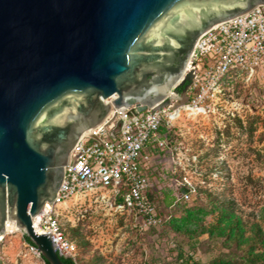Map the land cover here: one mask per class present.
<instances>
[{
    "label": "water",
    "instance_id": "95a60500",
    "mask_svg": "<svg viewBox=\"0 0 264 264\" xmlns=\"http://www.w3.org/2000/svg\"><path fill=\"white\" fill-rule=\"evenodd\" d=\"M264 0H0V237L5 220L66 264L31 217L110 106L141 111L185 73L197 38ZM165 103V102H164Z\"/></svg>",
    "mask_w": 264,
    "mask_h": 264
},
{
    "label": "rangeland",
    "instance_id": "374dc122",
    "mask_svg": "<svg viewBox=\"0 0 264 264\" xmlns=\"http://www.w3.org/2000/svg\"><path fill=\"white\" fill-rule=\"evenodd\" d=\"M224 97L214 113L193 117L179 109L164 146L152 152L147 166L160 221L144 228L128 210L91 193L59 206L76 264H264V83L236 75ZM223 199L240 217L236 240L220 236ZM0 251V264H44L19 231L1 238Z\"/></svg>",
    "mask_w": 264,
    "mask_h": 264
},
{
    "label": "built area",
    "instance_id": "2783aa9c",
    "mask_svg": "<svg viewBox=\"0 0 264 264\" xmlns=\"http://www.w3.org/2000/svg\"><path fill=\"white\" fill-rule=\"evenodd\" d=\"M185 73H190V79L184 91H178L179 85H175L161 101L141 111L135 104L110 106L99 124L80 135L69 153L55 198L45 202L36 214V227L32 223L37 233L52 232L60 256L75 263V245L64 236L58 222L59 206L73 195L103 196L116 210L132 213L144 228L160 221L147 166L152 152L164 146L167 138L160 128L165 127L169 133L177 120L172 116L184 107L197 111V115L221 109L226 84L236 75L247 84L254 80L264 83V2L202 33ZM183 180L190 184L186 177ZM192 190L190 186L181 198L188 199ZM9 221L5 220V230ZM27 247L40 255L34 245L27 243Z\"/></svg>",
    "mask_w": 264,
    "mask_h": 264
},
{
    "label": "trees",
    "instance_id": "16d2710c",
    "mask_svg": "<svg viewBox=\"0 0 264 264\" xmlns=\"http://www.w3.org/2000/svg\"><path fill=\"white\" fill-rule=\"evenodd\" d=\"M160 133L161 135L166 134V136L168 137V134L165 127H161L160 128ZM187 190V189H185ZM151 196V194H150ZM183 200H187V199H183ZM218 210L220 215L225 218V222L224 224L220 227V230L223 235L220 236H228V237H233L235 240L238 236H240L239 232H240V217L238 216L236 210L233 208L232 203L229 202L226 199L221 200L219 203ZM156 206V205H155ZM25 242L30 243L29 240L23 236ZM43 259V257H41ZM61 260L63 262H65L66 264H75L70 258L68 257H63L60 256ZM260 260L264 263V253H262L259 256ZM44 264H49L45 259H43Z\"/></svg>",
    "mask_w": 264,
    "mask_h": 264
},
{
    "label": "bare ground",
    "instance_id": "6f19581e",
    "mask_svg": "<svg viewBox=\"0 0 264 264\" xmlns=\"http://www.w3.org/2000/svg\"><path fill=\"white\" fill-rule=\"evenodd\" d=\"M169 91H167V93H168ZM188 109V108H187ZM189 110V112L188 113H190V114H192L193 115V117L196 115V112L197 111H195V110H193V109H188ZM181 116V113H180V110L178 109V110H176L175 111V113H174V115L172 116L173 118H178V117H180ZM44 207H46V205L44 206ZM32 219V223L34 224V226L36 227V220H37V218H38V216L35 214L34 216H32L31 217ZM14 231H18V229L16 228L15 229V223H14V221H9L8 222V224H7V226H6V230H5V232H14ZM1 238V237H0Z\"/></svg>",
    "mask_w": 264,
    "mask_h": 264
},
{
    "label": "flooded vegetation",
    "instance_id": "af4514ba",
    "mask_svg": "<svg viewBox=\"0 0 264 264\" xmlns=\"http://www.w3.org/2000/svg\"><path fill=\"white\" fill-rule=\"evenodd\" d=\"M188 82H189V80H186V81H184L183 83H181V84L179 85V87L177 88V90H178V91H184V90H185V87H186L187 84H188Z\"/></svg>",
    "mask_w": 264,
    "mask_h": 264
}]
</instances>
